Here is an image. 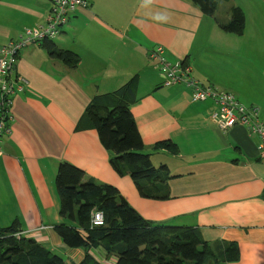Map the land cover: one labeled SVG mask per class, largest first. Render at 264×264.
Segmentation results:
<instances>
[{
  "label": "crops",
  "instance_id": "1",
  "mask_svg": "<svg viewBox=\"0 0 264 264\" xmlns=\"http://www.w3.org/2000/svg\"><path fill=\"white\" fill-rule=\"evenodd\" d=\"M85 1L87 6L77 8L53 39L59 38L55 44L60 49L80 57L76 70L52 60L33 37L19 54L17 74L29 85L12 96L7 113L13 121L6 122L10 133H3L1 139L0 225L18 221L24 237L36 240L67 264L82 262L86 251L67 248L55 231L56 225L67 222L59 216L55 184L58 166L67 162L84 172L85 181L115 187L155 224L197 229L211 243L236 242L240 258L228 264H264L260 137L241 125L221 130L211 115L213 104L192 102L191 89L185 84L166 86L161 70L149 57L151 50L162 46L169 63L184 60L196 80L225 91L219 88H231L224 82L195 77L191 58L193 53L196 60L201 56L196 47L220 55L228 65L233 58H242L238 57L242 44L254 43L261 56L260 33L245 34L247 40L218 27L215 19L229 21L230 8L240 7L236 4L212 20L189 0ZM220 6L221 1L216 13ZM52 7L50 0H0V46L42 30ZM243 11L246 26L250 17L253 22L262 19L255 10ZM136 75L139 102L131 111L144 152L151 155L155 167L167 166L172 176L170 198L165 201L143 198L129 176H120L112 168L95 130L76 131L94 96L113 92ZM244 78H251L250 72ZM239 82L247 85L245 80ZM234 91L242 103L240 92ZM259 95L262 104L250 106H258L264 118V82ZM171 141L179 148L176 156L152 149ZM89 252L97 261L113 259L102 249Z\"/></svg>",
  "mask_w": 264,
  "mask_h": 264
},
{
  "label": "trees",
  "instance_id": "2",
  "mask_svg": "<svg viewBox=\"0 0 264 264\" xmlns=\"http://www.w3.org/2000/svg\"><path fill=\"white\" fill-rule=\"evenodd\" d=\"M206 16H215L221 0H189ZM218 27L226 33L242 35L245 31L244 11L233 6L230 19ZM47 55L64 67L76 70L80 57L60 49L53 40H41ZM139 77L136 75L119 89L94 96L79 119L76 131L93 129L101 145L109 153V162L120 176H129L143 198L165 201L170 198L167 166L155 167L151 155L145 153L132 107L139 102ZM12 108V107H11ZM152 149L179 154L174 142H162ZM56 188L60 215L67 222L55 231L69 249H84L79 264H107L97 261L89 252L102 249L117 264H228L240 258L236 242H207L199 230L191 227L155 224L145 219L110 185L85 181L84 172L67 163H60L56 172ZM94 212L103 214L104 224L94 226ZM20 234L21 236H18ZM0 264H67L32 238L22 235L18 221L8 227L0 225Z\"/></svg>",
  "mask_w": 264,
  "mask_h": 264
},
{
  "label": "built area",
  "instance_id": "3",
  "mask_svg": "<svg viewBox=\"0 0 264 264\" xmlns=\"http://www.w3.org/2000/svg\"><path fill=\"white\" fill-rule=\"evenodd\" d=\"M53 4L47 19L46 26L35 32H28L29 37H22L18 41H11L7 45L0 46V144L3 133H10V127L6 122L13 121L9 115L12 105V96L21 93L29 85L28 81L17 74V65L20 52L33 41L53 40L60 35L62 28L69 21L71 14L80 7H86L85 0H50ZM149 57L156 62L162 72L166 86L185 84L191 89V101L202 103L208 100L217 105L212 113V118L221 130H228L237 125L245 126L252 133L260 137L258 145L259 154L264 157V118L258 106L247 107L239 101L233 93L219 91L214 87L204 86L192 76L190 65L182 61L169 63L165 56V48L158 46L149 52ZM3 150L0 145V156ZM92 223L95 226L103 225V216L100 212H94ZM20 235V234H18ZM107 264H117L108 261Z\"/></svg>",
  "mask_w": 264,
  "mask_h": 264
},
{
  "label": "rangeland",
  "instance_id": "4",
  "mask_svg": "<svg viewBox=\"0 0 264 264\" xmlns=\"http://www.w3.org/2000/svg\"><path fill=\"white\" fill-rule=\"evenodd\" d=\"M230 4L239 5L240 8L245 11L255 10L256 15L262 17V19L257 20L255 22H253L252 18L250 17L247 22V26L245 24L246 27H245V31H243V34L242 35L235 34V36L243 38L245 34L249 35L251 32L258 31V33H260L259 38L262 40V42H264V0H221V6L219 7L216 15L214 17L208 15L206 16L211 18L212 20L214 18L219 19V14L223 11H227L228 6ZM245 38L249 40L248 37L245 36ZM58 41L59 38L55 42L58 43ZM238 49L240 50V53H238V57L241 56L244 59L233 58L234 62H230V64L227 65L222 62V60L220 59V55L210 54L206 50L201 52L202 47L197 46L196 53H201V56H199V59L196 60L193 53V56L191 58L195 72L194 75L196 78L202 81H205V78L209 76L211 79H213V81L217 83L218 81L224 82L223 85L231 89H223V88H219V89L228 91L229 93H235L234 90L239 91L242 98L241 100L243 101L242 103L247 107H250L251 104L260 106L262 104V98L259 95V89H260V85L261 84L263 85L264 82V50L262 48V53L260 56L256 51L254 43L251 45L242 44L238 46ZM205 58H208V60ZM182 62L187 64L186 61L184 60ZM246 65H249L250 67H245ZM258 71H260V73H258ZM249 72L251 78L245 79L244 73H249ZM243 80L246 81L247 85L239 82ZM200 83L202 84L203 82ZM202 85L218 88L217 86L210 84V82L203 83ZM250 97H254L256 100H251ZM207 102H211L213 104L214 107L211 111L213 113L217 109V105L211 100H208ZM55 177H56V172H55ZM59 216H61L60 210H59Z\"/></svg>",
  "mask_w": 264,
  "mask_h": 264
},
{
  "label": "clouds",
  "instance_id": "5",
  "mask_svg": "<svg viewBox=\"0 0 264 264\" xmlns=\"http://www.w3.org/2000/svg\"><path fill=\"white\" fill-rule=\"evenodd\" d=\"M101 213V212H100ZM94 214V213H93ZM102 216H103V214H102ZM93 218V217H92ZM103 224H104V220H103ZM95 226V225H94ZM102 226V225H101Z\"/></svg>",
  "mask_w": 264,
  "mask_h": 264
}]
</instances>
